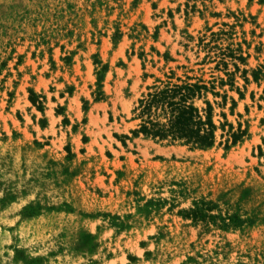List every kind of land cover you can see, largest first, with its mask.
<instances>
[{
  "label": "rangeland",
  "instance_id": "374dc122",
  "mask_svg": "<svg viewBox=\"0 0 264 264\" xmlns=\"http://www.w3.org/2000/svg\"><path fill=\"white\" fill-rule=\"evenodd\" d=\"M0 264H264V0H0Z\"/></svg>",
  "mask_w": 264,
  "mask_h": 264
},
{
  "label": "trees",
  "instance_id": "16d2710c",
  "mask_svg": "<svg viewBox=\"0 0 264 264\" xmlns=\"http://www.w3.org/2000/svg\"><path fill=\"white\" fill-rule=\"evenodd\" d=\"M197 88L196 84H174L148 93L145 99L139 101L141 110L149 111L151 107H156L169 111V116L163 124L148 120L146 125L141 126V131L158 137L170 136L172 140L181 139L200 148L211 146L214 128L212 121L209 117L203 120L198 109L192 103H187ZM242 133H233V141Z\"/></svg>",
  "mask_w": 264,
  "mask_h": 264
}]
</instances>
